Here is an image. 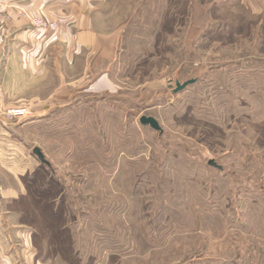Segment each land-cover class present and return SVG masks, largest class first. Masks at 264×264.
<instances>
[{
	"label": "rangeland",
	"instance_id": "obj_1",
	"mask_svg": "<svg viewBox=\"0 0 264 264\" xmlns=\"http://www.w3.org/2000/svg\"><path fill=\"white\" fill-rule=\"evenodd\" d=\"M89 4L118 38L100 68L107 98L56 119L54 135L31 131L27 159L0 139V201L32 233L29 259L264 264V0Z\"/></svg>",
	"mask_w": 264,
	"mask_h": 264
},
{
	"label": "crops",
	"instance_id": "obj_2",
	"mask_svg": "<svg viewBox=\"0 0 264 264\" xmlns=\"http://www.w3.org/2000/svg\"><path fill=\"white\" fill-rule=\"evenodd\" d=\"M89 1L0 0V110L24 106L30 111L27 118L14 121L0 116V139L19 149L1 151L13 155L9 159H27L29 152L20 150L32 143L31 131L46 127L54 135L56 119L107 98L103 92L113 88L112 72L100 68L116 61L118 38L115 33L103 35L97 27L98 9ZM22 13L60 27L36 29ZM59 47L62 57L51 58ZM23 173L21 169L19 175ZM17 216L0 201V264H35L29 259L32 233L23 229L20 217L14 225Z\"/></svg>",
	"mask_w": 264,
	"mask_h": 264
},
{
	"label": "built area",
	"instance_id": "obj_3",
	"mask_svg": "<svg viewBox=\"0 0 264 264\" xmlns=\"http://www.w3.org/2000/svg\"><path fill=\"white\" fill-rule=\"evenodd\" d=\"M21 16L23 18L29 19L31 22L32 26L35 27L36 29H41V30H55L57 29L56 23H51L48 22L44 19L38 18V17H30L26 15L25 13H22ZM30 111L28 107L24 106H18V107H10L6 109L1 117H4L6 121H14L18 119H25L29 116Z\"/></svg>",
	"mask_w": 264,
	"mask_h": 264
},
{
	"label": "water",
	"instance_id": "obj_4",
	"mask_svg": "<svg viewBox=\"0 0 264 264\" xmlns=\"http://www.w3.org/2000/svg\"><path fill=\"white\" fill-rule=\"evenodd\" d=\"M196 81L195 80H190L187 81L185 83H180V82H176V89L174 90L175 94H178L182 91H184L188 86L194 84ZM140 123L143 126H149L151 129L155 130V131H159V132H163L162 127L160 126V123L158 122V120L154 117H147V116H143L140 119ZM34 154L38 157V159L44 163V164H49L48 161L46 160L43 152L40 150V148H35L34 149ZM209 165L218 169H221L217 163L213 160L209 161Z\"/></svg>",
	"mask_w": 264,
	"mask_h": 264
}]
</instances>
